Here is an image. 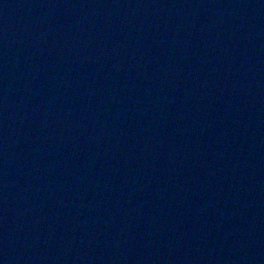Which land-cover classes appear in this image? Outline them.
Returning <instances> with one entry per match:
<instances>
[{
  "label": "water",
  "instance_id": "water-1",
  "mask_svg": "<svg viewBox=\"0 0 264 264\" xmlns=\"http://www.w3.org/2000/svg\"><path fill=\"white\" fill-rule=\"evenodd\" d=\"M0 264H264V0H0Z\"/></svg>",
  "mask_w": 264,
  "mask_h": 264
}]
</instances>
